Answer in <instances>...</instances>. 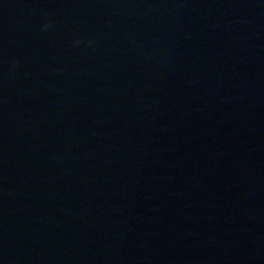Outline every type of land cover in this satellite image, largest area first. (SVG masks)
Here are the masks:
<instances>
[{
    "label": "water",
    "instance_id": "95a60500",
    "mask_svg": "<svg viewBox=\"0 0 264 264\" xmlns=\"http://www.w3.org/2000/svg\"><path fill=\"white\" fill-rule=\"evenodd\" d=\"M0 264H264V0H0Z\"/></svg>",
    "mask_w": 264,
    "mask_h": 264
},
{
    "label": "clouds",
    "instance_id": "9594fccd",
    "mask_svg": "<svg viewBox=\"0 0 264 264\" xmlns=\"http://www.w3.org/2000/svg\"><path fill=\"white\" fill-rule=\"evenodd\" d=\"M52 27L51 23L50 22H46L42 25V31L43 30H48ZM93 41L92 39H89L86 43L87 44H91ZM74 45H80L82 43V41L80 39H76L73 41ZM19 61L16 59V58H13L12 62H11V68L14 70L17 65H18Z\"/></svg>",
    "mask_w": 264,
    "mask_h": 264
}]
</instances>
